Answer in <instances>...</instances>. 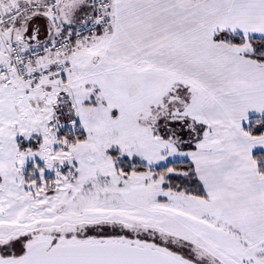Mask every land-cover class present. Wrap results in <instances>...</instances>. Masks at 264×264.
<instances>
[{"label": "snow or ice", "instance_id": "1", "mask_svg": "<svg viewBox=\"0 0 264 264\" xmlns=\"http://www.w3.org/2000/svg\"><path fill=\"white\" fill-rule=\"evenodd\" d=\"M0 264H264V0H0Z\"/></svg>", "mask_w": 264, "mask_h": 264}]
</instances>
